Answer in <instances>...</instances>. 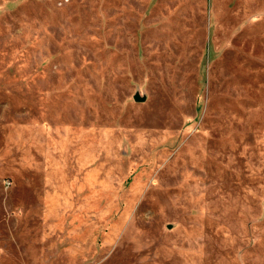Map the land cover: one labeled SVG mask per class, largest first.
<instances>
[{"label":"rangeland","instance_id":"374dc122","mask_svg":"<svg viewBox=\"0 0 264 264\" xmlns=\"http://www.w3.org/2000/svg\"><path fill=\"white\" fill-rule=\"evenodd\" d=\"M0 264H264V0H0Z\"/></svg>","mask_w":264,"mask_h":264},{"label":"water","instance_id":"95a60500","mask_svg":"<svg viewBox=\"0 0 264 264\" xmlns=\"http://www.w3.org/2000/svg\"><path fill=\"white\" fill-rule=\"evenodd\" d=\"M141 98H139L137 95L135 96V100H140Z\"/></svg>","mask_w":264,"mask_h":264}]
</instances>
